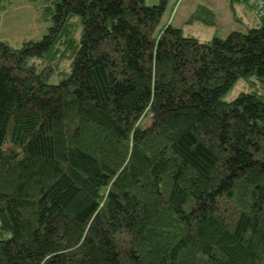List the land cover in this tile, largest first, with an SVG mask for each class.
Masks as SVG:
<instances>
[{
  "label": "trees",
  "instance_id": "16d2710c",
  "mask_svg": "<svg viewBox=\"0 0 264 264\" xmlns=\"http://www.w3.org/2000/svg\"><path fill=\"white\" fill-rule=\"evenodd\" d=\"M36 1L47 32L0 41V264H264L253 1L205 41L159 27L166 0Z\"/></svg>",
  "mask_w": 264,
  "mask_h": 264
},
{
  "label": "rangeland",
  "instance_id": "374dc122",
  "mask_svg": "<svg viewBox=\"0 0 264 264\" xmlns=\"http://www.w3.org/2000/svg\"><path fill=\"white\" fill-rule=\"evenodd\" d=\"M230 2H233V7H230ZM145 3L155 5L159 0H145ZM36 5V0H14L1 10V42L17 47L24 41L39 40L47 32L50 21L40 20ZM256 21V24L247 22L238 0H166L159 27L171 24L182 29L185 35H194L199 41H205L214 37L225 39L233 31L246 33L260 23L258 19ZM49 82L55 84L58 78L53 77ZM250 91V84L241 80L222 99L230 101L240 92ZM150 119V116H145L140 126H146Z\"/></svg>",
  "mask_w": 264,
  "mask_h": 264
},
{
  "label": "crops",
  "instance_id": "0c3cea01",
  "mask_svg": "<svg viewBox=\"0 0 264 264\" xmlns=\"http://www.w3.org/2000/svg\"><path fill=\"white\" fill-rule=\"evenodd\" d=\"M233 1V0H232ZM236 1V0H234ZM252 0H238V2L240 3V9H241V12L242 14L244 15V17L247 18V22L249 24L251 23H254L256 24V18H254L251 10H250V7H249V4ZM230 7H233V2H230ZM0 20H1V16H0ZM1 41V40H0Z\"/></svg>",
  "mask_w": 264,
  "mask_h": 264
},
{
  "label": "built area",
  "instance_id": "2783aa9c",
  "mask_svg": "<svg viewBox=\"0 0 264 264\" xmlns=\"http://www.w3.org/2000/svg\"><path fill=\"white\" fill-rule=\"evenodd\" d=\"M254 3L253 13L256 17L264 16V0H252Z\"/></svg>",
  "mask_w": 264,
  "mask_h": 264
}]
</instances>
